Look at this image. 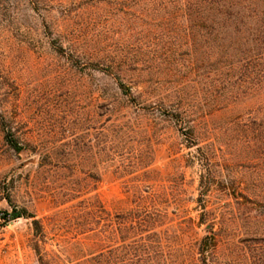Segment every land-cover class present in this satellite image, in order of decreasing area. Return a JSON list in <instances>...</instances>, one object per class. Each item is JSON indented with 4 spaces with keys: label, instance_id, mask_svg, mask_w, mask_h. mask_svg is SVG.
<instances>
[{
    "label": "rangeland",
    "instance_id": "374dc122",
    "mask_svg": "<svg viewBox=\"0 0 264 264\" xmlns=\"http://www.w3.org/2000/svg\"><path fill=\"white\" fill-rule=\"evenodd\" d=\"M204 5L0 0V264H264V89Z\"/></svg>",
    "mask_w": 264,
    "mask_h": 264
},
{
    "label": "trees",
    "instance_id": "16d2710c",
    "mask_svg": "<svg viewBox=\"0 0 264 264\" xmlns=\"http://www.w3.org/2000/svg\"><path fill=\"white\" fill-rule=\"evenodd\" d=\"M200 1L205 4L203 9L209 18L212 47L225 60L222 62L218 57L216 63L221 64L217 69L223 68L228 78L252 76L264 89V0ZM260 126L261 134H264V113ZM26 216L33 218L31 214ZM32 224L34 228H40L38 220L33 219Z\"/></svg>",
    "mask_w": 264,
    "mask_h": 264
},
{
    "label": "water",
    "instance_id": "95a60500",
    "mask_svg": "<svg viewBox=\"0 0 264 264\" xmlns=\"http://www.w3.org/2000/svg\"><path fill=\"white\" fill-rule=\"evenodd\" d=\"M13 216H15V213L13 214Z\"/></svg>",
    "mask_w": 264,
    "mask_h": 264
}]
</instances>
